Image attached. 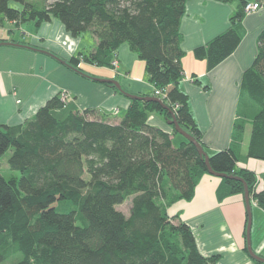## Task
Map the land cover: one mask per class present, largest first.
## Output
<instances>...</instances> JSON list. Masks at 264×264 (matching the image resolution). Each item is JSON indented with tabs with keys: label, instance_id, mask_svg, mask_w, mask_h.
<instances>
[{
	"label": "trees",
	"instance_id": "16d2710c",
	"mask_svg": "<svg viewBox=\"0 0 264 264\" xmlns=\"http://www.w3.org/2000/svg\"><path fill=\"white\" fill-rule=\"evenodd\" d=\"M187 1L47 0L42 5L36 0H0V24L6 20L39 26L55 18L72 37L90 32L97 41L94 51L67 61L79 71L80 56L85 63L110 67L126 43L144 62L149 83L165 95L138 96L160 98L205 151L188 96L178 88L184 56L180 21ZM212 1L237 6L227 30L193 50L207 70L239 45L244 7L251 2ZM240 99L258 108L246 157L264 161V28L253 63L242 74ZM65 105L54 96L23 124L0 125V157L11 148L7 166L20 174L6 179L0 173V264H215L216 256L199 253L191 228L179 215L166 213L176 201L191 200L207 174L191 142L173 127L169 134L148 124L152 113L170 119L167 111L157 102L132 99L116 124L109 123L111 113L90 108L54 117L52 111ZM242 131L243 124L234 123L232 147L206 154L214 172L242 178L264 211V187L256 191L255 174L236 167L233 148ZM236 194H243L242 183L220 178L217 200ZM129 197L126 217L115 207Z\"/></svg>",
	"mask_w": 264,
	"mask_h": 264
},
{
	"label": "crops",
	"instance_id": "0c3cea01",
	"mask_svg": "<svg viewBox=\"0 0 264 264\" xmlns=\"http://www.w3.org/2000/svg\"><path fill=\"white\" fill-rule=\"evenodd\" d=\"M250 1L264 3V0ZM236 6L212 0L186 2L180 21V47L184 56L181 59L183 78L178 88L188 96L190 111L202 133L208 155L232 147L234 123L243 124L240 140L233 148L238 160L236 167L255 174L254 189L259 191L264 187V161L246 157L252 118L258 108L249 101L241 102L240 82L257 53V37L264 28V6L245 15L244 34L239 45L213 69L207 70L205 60L193 55L195 48L227 30L228 19ZM25 24L6 20L0 24V125L23 124L61 90L69 94L62 108L67 113L96 109L100 113H111L108 120L116 124L130 103L128 98L103 83L79 75L40 51L50 52L67 62L78 53L94 51L97 41L90 32L72 37L55 18L39 26L33 23L28 26L30 28H24ZM86 35L89 45L85 42ZM114 60L117 62L115 68L98 67L85 63L80 56L78 67L88 76L119 81L130 94L153 93L154 87L145 75L144 62L126 43L119 46ZM59 111L53 110L52 114ZM168 120L152 113L148 124L170 134L172 126L167 124ZM219 183L220 178L204 174L192 199L176 201L166 207V213L179 215L191 228L199 253L204 257L216 256L215 264H255L246 249L247 214L243 194L219 202L216 198ZM249 200L251 248L263 256L264 211L250 195Z\"/></svg>",
	"mask_w": 264,
	"mask_h": 264
},
{
	"label": "water",
	"instance_id": "95a60500",
	"mask_svg": "<svg viewBox=\"0 0 264 264\" xmlns=\"http://www.w3.org/2000/svg\"><path fill=\"white\" fill-rule=\"evenodd\" d=\"M1 44H9V45H15V46H21L19 44H14V43H1ZM26 47L28 49H33L32 47L29 46H23ZM42 53L47 54L48 56L54 58L56 61L60 62V64L70 68L71 70L75 71L76 73H78L79 75L85 76L87 78H90L96 82L99 83H107L110 86L115 87V89L124 97L128 98L129 100L132 99H137V100H144V101H154L159 103L163 109H165L167 111V113L170 116V119L167 121V124L169 126H172L173 129L175 130V132H177L180 136H182L183 138H185L186 140H188L189 142H191L194 147L197 150L198 155L200 156V158L203 160V163L206 167L207 173L209 175L218 177V178H229V179H234L237 180L239 182L242 183L243 185V197H244V203H245V207H246V214H247V218H246V228H245V240H246V249L247 252L249 254V256L255 260L256 262L259 263H263L264 264V257L260 256L258 254H256L252 248H251V243H250V230H251V210H250V200H249V191H248V187L247 184L244 182V180L240 177L237 176H227L225 174L222 173H216L212 170V168L210 167L209 164V159H208V155L206 154V152L204 151V149L201 147V145L194 139L192 138L188 133H186L178 124V122L175 119L174 113L171 109H169L165 104H163L162 100L160 98L157 97H152V96H138V95H134V94H130L128 93L126 90H124L123 86L120 84L119 81L112 79V78H96V77H91L88 76L84 73H82L81 71L74 69L72 67H70L67 62L61 60L60 58L56 57L54 54L47 52V51H43L40 50Z\"/></svg>",
	"mask_w": 264,
	"mask_h": 264
},
{
	"label": "rangeland",
	"instance_id": "374dc122",
	"mask_svg": "<svg viewBox=\"0 0 264 264\" xmlns=\"http://www.w3.org/2000/svg\"><path fill=\"white\" fill-rule=\"evenodd\" d=\"M36 1H39L42 5L44 3L47 2V0H36ZM231 4H236L237 5V2H232ZM9 6L10 7H17V4L13 3V2H10L9 3ZM31 22H26V24L24 25V28H30L28 26H31ZM83 35V34H81ZM85 42L89 45V42H88V39H87V35H86V40ZM67 114V110L66 109H60L59 112L57 113H54L53 116L56 117V118H63L65 117ZM109 123H112V121H109ZM177 143V138L175 139L174 141V144ZM11 151L12 149L9 148L1 157H0V173L4 176V178H9L11 176H15L17 178L20 177V174L19 172L17 171H13V170H10L7 166V159L8 157L10 156L11 154ZM53 207V205L51 206ZM50 205L47 206L48 209L51 208ZM130 207H131V197L127 198L124 202H122L121 204L119 205H116V209L120 212H122L126 217L129 216V213H130ZM46 210V209H45Z\"/></svg>",
	"mask_w": 264,
	"mask_h": 264
},
{
	"label": "built area",
	"instance_id": "2783aa9c",
	"mask_svg": "<svg viewBox=\"0 0 264 264\" xmlns=\"http://www.w3.org/2000/svg\"><path fill=\"white\" fill-rule=\"evenodd\" d=\"M263 6H264V3H261V2H253V3L250 2V3H247L245 5L244 12H245V14H250L252 12H256L257 10L261 9ZM116 64H117L116 60L113 59L111 61V66L110 67H114L115 68ZM153 93L156 96L160 97V98H164L165 97L164 92L162 90H160V89H154ZM68 97H69V94L65 90H61L58 93L59 100L62 103H64V104H66V101H67ZM17 102H19V101H17Z\"/></svg>",
	"mask_w": 264,
	"mask_h": 264
}]
</instances>
